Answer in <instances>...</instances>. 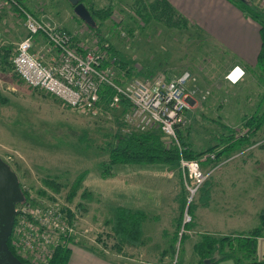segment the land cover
<instances>
[{
  "label": "rangeland",
  "instance_id": "374dc122",
  "mask_svg": "<svg viewBox=\"0 0 264 264\" xmlns=\"http://www.w3.org/2000/svg\"><path fill=\"white\" fill-rule=\"evenodd\" d=\"M14 1L25 11L27 8L36 12L44 25L64 27L87 47L97 49L93 33L74 16L65 0ZM222 1L237 10L243 19L250 18L258 26L259 22L264 24V12L254 7L252 0ZM185 2L169 0L174 11L187 23L186 30L177 31L156 23L143 25L132 13L133 0H81L86 10L111 7L112 14L101 24L100 34L119 52L132 70V77L144 79L150 73L149 76L159 74L172 78L188 72L194 78L208 80L205 83L208 91L200 94L203 99L198 97L199 102L188 107L184 126L176 130L181 133L185 146L199 152L215 145L217 138L228 130L236 132L242 119L262 113L264 79L257 70H250L242 84L232 87L224 82L220 69L232 57L200 32L196 21L202 22L203 6H187ZM16 8L0 0V47H9L12 52L24 36L23 20ZM11 74L0 73V94L8 99L6 105L0 106V160L15 174L20 189L27 192L33 203L54 204L71 215L75 229L83 237L76 244L70 243V249L79 248L100 258L113 255L109 250L112 241L106 222L112 218L115 207L147 216L141 224L142 250L151 253L145 254L147 258L164 252L167 264H196V255L192 252V245L200 235L196 231L204 230L206 234L220 237L232 232L238 235L257 226V213L264 210V125L252 137L250 146L258 144L253 149L241 153L250 147L247 146L227 157L223 154L216 164L200 166V172L207 173L212 166L231 156L234 158L206 176L205 181L208 179L210 183L209 206L200 208L197 194L192 196L197 209L190 223H195V229H180L176 240L173 221L178 216L177 167L114 166L106 179L100 178L99 164L107 160L106 143L112 136H128L122 132L126 129L124 112L119 108L107 114H79L41 91L13 82ZM155 134L166 147L167 139L157 131ZM246 159L250 165L243 164ZM84 171L86 175L69 201L70 186ZM227 174L229 178H223ZM45 180L57 185L56 190L47 186ZM184 187H189V183ZM83 192L91 198H81ZM225 192H228L226 196ZM221 196L228 201L227 205L222 203L227 201ZM128 199L137 202L135 207L129 206ZM247 201L252 203L249 205ZM246 203L249 206L243 215L242 204ZM156 251L159 253L153 255Z\"/></svg>",
  "mask_w": 264,
  "mask_h": 264
},
{
  "label": "built area",
  "instance_id": "2783aa9c",
  "mask_svg": "<svg viewBox=\"0 0 264 264\" xmlns=\"http://www.w3.org/2000/svg\"><path fill=\"white\" fill-rule=\"evenodd\" d=\"M6 1L17 7L14 0ZM18 11L25 35L15 44L10 64L14 74L27 88L41 91L79 114H107L119 109L120 102H125L128 108L123 119L124 134L146 133L155 129L167 139L166 147L175 148L179 154L185 151L176 130L185 124L184 113L191 96L204 97L194 87L187 90V85L195 81L188 72L172 78L157 75L150 79L123 81L117 76L114 59L105 52L87 47L84 41H79L74 34L62 28L44 25L23 8ZM36 36L41 37L44 48H39ZM34 46H37V51L32 53ZM44 56H47L46 62H43ZM242 77V69L234 66L223 79L235 85ZM103 86L111 91V96L101 104L99 91ZM232 159L233 156L212 166L207 173H201L200 163L214 162L213 153L190 161L180 157L178 171L185 180L184 184L189 183L186 187L190 195L187 204L206 176ZM189 222L190 218L184 211L182 226ZM74 226L72 217L54 204L21 203L14 207L9 245L25 264H48L58 247L76 244L83 237Z\"/></svg>",
  "mask_w": 264,
  "mask_h": 264
},
{
  "label": "trees",
  "instance_id": "16d2710c",
  "mask_svg": "<svg viewBox=\"0 0 264 264\" xmlns=\"http://www.w3.org/2000/svg\"><path fill=\"white\" fill-rule=\"evenodd\" d=\"M79 2L81 3V0H79ZM15 4L18 7L16 10L21 9L18 2L15 1ZM69 7L72 10L70 5ZM131 9L134 16L137 17L143 25L156 23L167 29L177 31L186 30V21L174 11L166 0H133ZM87 11L92 21L95 23V26L86 27L96 38L97 49L105 52L109 58L114 59L113 64L117 76H119V74L121 75V77L119 76V79L125 81L131 78H138L142 80V78H139L138 76L132 77V70L127 67L126 62L122 60L119 52L115 50L106 39L101 37L100 27L102 23L110 18L112 14L111 7L107 6L100 9L89 8ZM18 16L20 15L18 14ZM252 17L257 18L254 16ZM258 35L260 45L255 58V66L260 77L264 79V24L262 22H259ZM11 56L12 51L9 47H0V73H12L11 78L13 82L20 84L22 82L12 71L10 64ZM148 74L150 73H147V76L144 77V79H150L159 75L156 74L154 76H149ZM47 96L54 99L49 95ZM99 96L100 103L104 104L110 99L111 91L103 86L100 88ZM262 98H264V94ZM7 103L8 99L0 94V106L6 105ZM119 108L125 114L128 105L125 102H120ZM263 125L264 110L260 115L255 114L242 119L240 127L236 132L228 130L226 134H221L217 138L215 145L209 146L199 152L188 150L189 148L181 141V133L176 131V135L180 140L181 145L185 147V151L181 152V154H179L173 147H164L160 142L159 136L150 131L146 133H134L128 136H112L104 147V151L107 153V160L105 163L99 164V167L101 168L100 178L106 179L109 176L111 168L114 166L165 165L178 167V160L180 157L188 161L197 160L201 155L207 153L214 154V164H216L223 154L227 157L241 148L252 145V137H254L256 132L259 131ZM206 164L208 163L202 162L200 163V166ZM85 175V171L80 173L71 184L70 193L67 196L69 201L75 196ZM178 177L179 193L176 199L178 216L173 221L175 228V232H173L175 236H173V239L177 238L180 229L184 231L185 229L193 227V223L190 222L183 224L182 226V215L183 212L186 211V214L191 220L193 211L196 208V205L192 200L187 204L188 192L184 187L185 180L181 178L179 171ZM44 183L54 189V191L56 190V187H58L49 180H45ZM19 190L22 201L16 203L15 206L32 201L26 191L20 188ZM195 194H197V205L201 208H205L208 205L210 198V183L208 179L198 187ZM40 195H43V193H40ZM81 198L90 199L91 197L89 196V193L83 192ZM68 215L71 218V215ZM257 219L258 225L256 227L235 236L216 238L207 234L201 235L197 243L193 246V252L197 258L196 264H217L218 262L225 260H231L233 264H258L256 261V244L258 239L264 237V210H261L258 213ZM145 220H147V216L141 212H132L124 207L115 208L112 218L106 222V225L109 227L108 236L112 241L110 250L117 254H121L126 248L137 249L143 246L141 240V224ZM180 236L182 238L183 234ZM6 247L13 257L21 263H24L17 257L13 249L10 247L9 239L6 241ZM69 251V247H58L48 264H66Z\"/></svg>",
  "mask_w": 264,
  "mask_h": 264
},
{
  "label": "crops",
  "instance_id": "0c3cea01",
  "mask_svg": "<svg viewBox=\"0 0 264 264\" xmlns=\"http://www.w3.org/2000/svg\"><path fill=\"white\" fill-rule=\"evenodd\" d=\"M166 1L169 3V0H166ZM252 2H253L252 4L254 7H256L260 11L264 12V0H252ZM185 3L187 6H190V5H193L195 7L199 6V5L203 6L202 22H199V20L196 21L199 24L198 27L200 29L198 27L197 28L200 30V32L202 34L207 36V38L209 40H211V42L215 46H217L220 50H222V52H224L225 54H229L232 57L220 69L219 75H220L221 79L224 82H226L223 79L226 72L230 68H232L234 66H238L243 71V77H242L241 81H239L235 85H231L227 82L226 83L232 87H234L238 84H242L245 81V78L248 75V72L250 70H257L256 66H255V58H256L257 52L259 50V45H260L259 35H258L259 26L256 25L254 23V21H252L250 18L243 19L241 14L237 10H232L231 7H229L228 4L223 2L222 0H186ZM24 10H25V8H24ZM26 10L28 13L30 12L27 8H26ZM30 14L37 21L42 22L41 21L42 18L36 12L31 11ZM56 28H59V27H56ZM60 28H62L64 30L68 31L69 33L73 34L70 30H68L64 27H60ZM24 35H25V32H24ZM36 42L39 43L40 49L44 48V43H42L43 41H42L41 37L36 36ZM36 51H37V46H34V48L32 49L31 52L34 53ZM46 60H47V56H44L43 62L44 61L46 62ZM194 80L195 81L193 83H189L187 85L186 88L188 91L191 90L193 87L198 92H201L204 90L208 91L207 89H205L207 87L205 85V83L208 84V80H206L205 78L203 79V78H197V77H195ZM198 97L199 96H197V95L193 96V97L191 96V100H188V107H190V105L194 106L196 103H198L199 102ZM156 131L157 130L153 129L150 132L155 133ZM257 145L258 144L256 143L253 146L247 147V149L242 150L241 153L246 152L250 148L253 149ZM188 150H191V149L189 148ZM251 160H252V158H251ZM248 161L249 160L246 159V163H243V164L244 165L249 164ZM150 166H152V165H150ZM162 166H165V165H162ZM165 167L169 168L170 166H165ZM227 171H229V169H226V172ZM157 177H161V176H157ZM246 177L252 178L251 176H245V178ZM223 178H229V175L227 174ZM178 184H179V177H178ZM178 193L176 194V197H177ZM227 193L228 192H225V196L227 195ZM221 194L222 193H220V195ZM221 197L224 200H226L223 196H221ZM210 198H211V196H210ZM210 198H209V202H210ZM128 200H129L128 201L129 206L135 207V204L137 202L131 201L130 199H128ZM209 202L205 208H207L209 206ZM222 203H224V205H227L228 201H227V203L226 202H222ZM247 203L250 205L252 202L247 201ZM247 203H246V205L242 204V206H243L242 209L245 210V211H243L241 209L243 211V215L247 214V210H248L247 207L249 206V205H247ZM225 207L226 206L221 207V208H225ZM251 208H252V206H251ZM196 209H197V207L194 209V211ZM194 211H193V214H194ZM251 211H252V213H254L255 210H251ZM258 213H257V216H258ZM193 214H192V217H193ZM196 219H197V217H195V220ZM192 222H193V219H192ZM195 226H196L195 223H193V227L191 228V230L193 228L195 229ZM251 229H253V228H251ZM247 231H249V230H247ZM196 232L198 234H200V235H198V237H200L204 233L205 234L207 233L204 230H199ZM242 233H244V232H242ZM239 234H241V233H239ZM164 235H166V234H164ZM207 235H210V234H207ZM232 235H237V234H235V232H232L230 235H227V236H232ZM210 236L214 237L213 235H210ZM220 237H224V235L220 236ZM216 238H219V237H216ZM143 246L140 247L141 248L140 251L137 250L140 248H137V249L126 248L124 250V252L121 254H117V253H115L109 249L111 252H113L112 253L113 255H110L108 258H106L105 256H102V258H100V256H98V255H94L92 253L85 252L79 248L70 249L66 264H165V263H163V261L166 262V264L168 263L167 262L168 260L167 261L164 260V257H165L164 252L159 253V251H156L153 253V255L159 253L157 256L155 255V256H153L154 258H147V255H151V253L148 250L145 251V253H144V251L142 250ZM193 246L194 245H192V252H193ZM89 248L93 249L92 247H89ZM103 252H105V251H103ZM145 254H147V255H145ZM256 261L258 262V264H264V239L263 238H260L257 240ZM217 264H233V263L231 260H225V261H220Z\"/></svg>",
  "mask_w": 264,
  "mask_h": 264
},
{
  "label": "water",
  "instance_id": "95a60500",
  "mask_svg": "<svg viewBox=\"0 0 264 264\" xmlns=\"http://www.w3.org/2000/svg\"><path fill=\"white\" fill-rule=\"evenodd\" d=\"M72 7L74 16L88 27H94L86 8L79 0H65ZM22 201L15 174L0 160V264H24L11 255L6 247L10 236L14 206Z\"/></svg>",
  "mask_w": 264,
  "mask_h": 264
},
{
  "label": "flooded vegetation",
  "instance_id": "af4514ba",
  "mask_svg": "<svg viewBox=\"0 0 264 264\" xmlns=\"http://www.w3.org/2000/svg\"><path fill=\"white\" fill-rule=\"evenodd\" d=\"M16 180H17V178H16ZM17 183H18V181H17ZM18 187H19V185H18ZM20 188V187H19ZM25 264V263H24Z\"/></svg>",
  "mask_w": 264,
  "mask_h": 264
}]
</instances>
